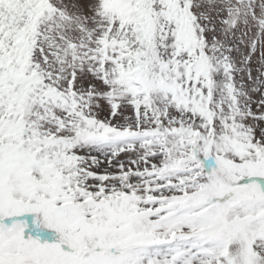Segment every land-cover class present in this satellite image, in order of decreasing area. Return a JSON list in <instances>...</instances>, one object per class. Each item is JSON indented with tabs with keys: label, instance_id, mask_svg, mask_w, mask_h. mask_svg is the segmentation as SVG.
Returning <instances> with one entry per match:
<instances>
[{
	"label": "snow or ice",
	"instance_id": "1",
	"mask_svg": "<svg viewBox=\"0 0 264 264\" xmlns=\"http://www.w3.org/2000/svg\"><path fill=\"white\" fill-rule=\"evenodd\" d=\"M0 264H264V0H0Z\"/></svg>",
	"mask_w": 264,
	"mask_h": 264
}]
</instances>
